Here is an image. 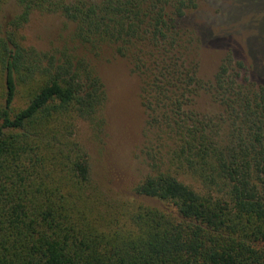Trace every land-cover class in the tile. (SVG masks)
Instances as JSON below:
<instances>
[{"label": "trees", "instance_id": "1", "mask_svg": "<svg viewBox=\"0 0 264 264\" xmlns=\"http://www.w3.org/2000/svg\"><path fill=\"white\" fill-rule=\"evenodd\" d=\"M10 1L18 12L0 24V264H264V61L230 46L202 78L200 50L218 38L188 22L200 0H0V13ZM34 14H59L68 39L30 45ZM117 61L138 79L146 116V174L128 200H108L93 182L77 136L81 123L102 133L100 66Z\"/></svg>", "mask_w": 264, "mask_h": 264}, {"label": "rangeland", "instance_id": "2", "mask_svg": "<svg viewBox=\"0 0 264 264\" xmlns=\"http://www.w3.org/2000/svg\"><path fill=\"white\" fill-rule=\"evenodd\" d=\"M17 12L16 4L8 2L0 13V24ZM263 19L264 0H200L188 22L197 25L202 34L218 38L215 45L200 50V76L210 78L230 46L237 58L251 63L248 55L255 53L262 63L264 42L256 37L264 39V24L260 30L255 26ZM70 29L71 25L59 14H34L24 34L30 45L47 50L61 46ZM105 63L100 66L107 94L103 131L94 137L81 123L77 136L88 154L93 182L108 200H128L136 198L133 188L146 174L140 153L146 116L138 100V79L122 61ZM257 68L259 72L261 67Z\"/></svg>", "mask_w": 264, "mask_h": 264}]
</instances>
